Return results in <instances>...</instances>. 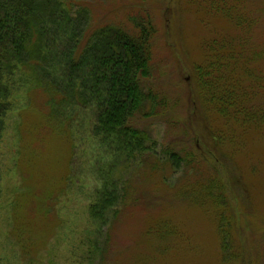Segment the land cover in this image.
I'll return each mask as SVG.
<instances>
[{"label":"rangeland","instance_id":"rangeland-1","mask_svg":"<svg viewBox=\"0 0 264 264\" xmlns=\"http://www.w3.org/2000/svg\"><path fill=\"white\" fill-rule=\"evenodd\" d=\"M145 8L158 32L146 92L165 97L168 116L138 127L157 170L118 173L129 195L105 241L88 209L115 149L95 132L96 109L58 118L49 94L16 71L0 132V264H264V0ZM197 68L208 76L206 98ZM233 94L226 107L220 98ZM185 150L195 161L173 165L170 152Z\"/></svg>","mask_w":264,"mask_h":264},{"label":"trees","instance_id":"trees-1","mask_svg":"<svg viewBox=\"0 0 264 264\" xmlns=\"http://www.w3.org/2000/svg\"><path fill=\"white\" fill-rule=\"evenodd\" d=\"M145 6L146 0H0V132L9 90L5 81L18 70L49 94L48 105L58 118L68 114L69 107L96 109L95 132L103 145L115 149L110 173L100 174L102 186L88 209L90 220L100 231L104 229L105 241L112 215L129 195L118 185V173L126 174L135 164L140 175H144L142 168L157 170L146 158L151 149L139 121L168 116L165 97L146 92L154 78L152 57L158 32ZM115 11L126 15L122 19L114 16ZM197 71L195 79L206 98L208 76L201 68ZM238 97L220 99H225L227 107ZM210 135L215 145L216 135ZM181 153L170 152L173 165L195 161L191 151ZM199 160L205 162L203 156ZM131 192L134 199L128 202L139 196ZM156 202L147 204L155 206Z\"/></svg>","mask_w":264,"mask_h":264}]
</instances>
